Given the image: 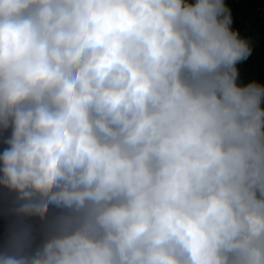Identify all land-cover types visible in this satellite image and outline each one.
Returning <instances> with one entry per match:
<instances>
[{"label": "clouds", "instance_id": "1", "mask_svg": "<svg viewBox=\"0 0 264 264\" xmlns=\"http://www.w3.org/2000/svg\"><path fill=\"white\" fill-rule=\"evenodd\" d=\"M224 0H0V186L61 211L0 264H264V84Z\"/></svg>", "mask_w": 264, "mask_h": 264}, {"label": "trees", "instance_id": "2", "mask_svg": "<svg viewBox=\"0 0 264 264\" xmlns=\"http://www.w3.org/2000/svg\"><path fill=\"white\" fill-rule=\"evenodd\" d=\"M230 9L232 24L251 48L246 59L237 63L238 83L246 84L257 81L264 84V0H224ZM264 106V101H262ZM10 135V130L0 132V152L4 150L3 140ZM16 193L0 186V253L8 251V241L13 230L21 225H30L32 229V247L37 246L46 223L55 217L61 209L50 205L44 221L37 217H24L15 214L18 206Z\"/></svg>", "mask_w": 264, "mask_h": 264}]
</instances>
